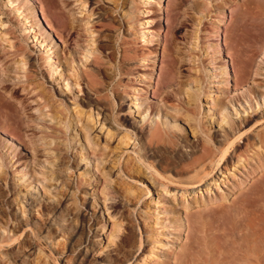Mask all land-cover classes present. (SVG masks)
I'll list each match as a JSON object with an SVG mask.
<instances>
[{
  "label": "rangeland",
  "instance_id": "rangeland-1",
  "mask_svg": "<svg viewBox=\"0 0 264 264\" xmlns=\"http://www.w3.org/2000/svg\"><path fill=\"white\" fill-rule=\"evenodd\" d=\"M117 2L0 0V264H125L132 256L127 264H157L171 258L185 240L181 202L189 210L209 198L225 203L245 176L238 165L232 167L230 156L216 166L228 146L223 131L232 122L240 126L242 136L229 137L240 154L247 149L245 136L253 142L264 134V0ZM59 9L65 22L55 14ZM239 29L255 55L245 85L235 90L229 67L224 75L215 74L225 62L233 70L228 46ZM122 46L128 48L126 61L114 67L108 56L118 63ZM163 64L169 75L156 86ZM36 95L40 106L49 105L43 113L55 119L30 105ZM6 114L19 119L16 132L25 147L2 131ZM148 132L158 138L145 146ZM43 135L54 140L52 146ZM188 144L198 151L195 156L207 146L215 165L201 185L183 192L177 178L197 175L176 174L177 152ZM141 149L161 177L139 160ZM52 156L56 161H45ZM167 164L170 171L161 172ZM24 173L21 180L14 177ZM45 175L50 182L36 183ZM210 210L194 217L206 232L202 249L244 251L237 217ZM172 215L182 220L179 232L169 223ZM113 224L119 232L110 238Z\"/></svg>",
  "mask_w": 264,
  "mask_h": 264
},
{
  "label": "bare ground",
  "instance_id": "bare-ground-1",
  "mask_svg": "<svg viewBox=\"0 0 264 264\" xmlns=\"http://www.w3.org/2000/svg\"><path fill=\"white\" fill-rule=\"evenodd\" d=\"M119 1L120 0H118L117 3H119ZM80 6H82V8H83V5L80 4ZM117 8H119L118 7V4H117ZM55 14H56V16L59 19H61L63 22H65V20H64L65 17H64V14H63L62 10H60V9L57 10ZM70 26H72V25H70ZM240 31H241V29L238 30V35L236 34L237 36H235V38H233V40H232L233 43L228 46L229 49H230L229 52H228L229 53L228 54V57L229 58L230 57L232 58V68H233V70L230 68L229 64L225 62V64H223V66L221 67L220 72L218 74H215L216 76H218L220 74L222 76V74L224 75V73L227 72V67H229V70L230 71L228 70L227 75L229 74V72L231 73V75H232L231 77H232V81H233V89H235V90H238L243 85H245V79H248V76H246L247 75V71H248V63L250 61V58H252L253 55H255V54H253L251 52L252 50H248V48L246 47L249 44H246V42H244V39L243 38L241 39V34H242L243 31H241V33H240ZM194 41H196V40H194ZM230 41H231V38H230ZM193 44H195V43H193ZM122 45L125 46V45H127V43L126 42H123ZM101 49H103V48H101ZM219 52H220V49H219ZM16 53H17L18 56H21V55L22 56H25V54H24L25 52L24 51H18L17 50ZM254 53H256V52H254ZM225 54H227V53H225ZM127 55H128V48L126 46V47H123L122 48V56H121V59L119 60L118 63H116L117 61L115 62V57L113 55L108 56V58H109V61H111V64L112 65L114 64V67L120 68V66H122L124 64V62L126 61ZM25 57L28 60L29 57H27V56H25ZM18 64H21L20 66H23L25 63H23V62L20 61V62H18ZM168 75H169L168 74V65L167 64H163L160 67L159 72H158V76H157V80H156V86H159L161 83H163L168 78ZM26 78L28 80L27 83H29V86L30 85H33L32 83L35 80L33 78H31L30 74H27L26 75ZM221 79H222V77H221ZM193 81L194 80H192V82ZM194 83L197 84L198 81H196ZM29 86H27V87H29ZM92 86L95 87L96 85H92ZM36 89H38V87ZM31 91H29L28 94H31ZM35 91L36 90L34 89L33 92H35ZM39 93H40V91H39ZM188 93H186L185 96L187 95L190 98V96L188 95ZM41 96H42V94H41ZM36 97H37V95L35 97H33L34 99H32V101L30 102V105L31 106L34 104V106H35L34 107V110L39 111L40 116L42 115V117H44V118L45 117L47 118V116H50L51 117V120L52 119H55V117L53 115H47L46 112L43 113V110L45 108L49 107V105H46V103H45L43 106H40L39 101L37 100ZM47 97H49V96H47ZM191 97H192V95H191ZM263 97H264V95H263ZM39 99H40V97H39ZM188 103H189V101H187V104ZM25 108H26V105L24 106V110L27 112L29 109L27 108L28 110H26ZM223 109L224 108H222L220 110V112H222ZM145 112H146V110L143 108L142 113H145ZM9 114H10V112H9ZM158 115H159V112H158ZM30 116H31V114H30ZM32 116H33V114H32ZM96 116H99L98 113H97ZM89 117H91V116H89ZM28 118H30V117H28ZM35 118L37 119L38 117H35ZM18 121H19V119L16 120V121L15 120L11 121L10 120V115H7L6 114V116L3 119L2 131L11 140H14L18 144L24 146V145H26V142H24V139L21 137L22 134L19 135L16 132V127H17L16 126V123H18ZM224 121H225V117H222L220 123H223ZM28 126L30 127V125H27V128H29ZM53 129H55V128H53ZM157 130H160V129H157ZM29 131L30 130H28V132ZM49 132H51V131H49ZM53 132L54 131L52 130V133ZM156 132L159 134V131H156ZM223 132H224L223 133L224 141H226V143H227L228 146H227V148H223L220 151V154L221 155H220V158L217 160L216 166L218 167L223 160L227 159V156H230L229 158H231L232 167H234V169H235L236 168L235 165L236 166L238 165L244 171L245 176H243V180H240L237 185L233 186V188H235L236 191L232 194L231 198L228 201H226L225 203H219L217 201L215 202L213 198L212 199L209 198L208 201H205L206 203L204 201H201L200 202V205H199V208H197V209H194V208L192 209L191 208L189 210V204H184L183 202H181L182 203L181 204V207H183L185 209V213H184L185 223L184 224L182 223V220L180 219V216H178V217L176 216L177 218L175 216H173L174 215L173 214L174 212L172 213L173 214L172 215V219L169 220V223L171 225H173V227L176 230V232H179L181 230V228L183 226H185V238H184L185 240L179 246L178 251L173 252L171 258L165 257L164 260H161V262H159L157 264H264V134L263 135H258L253 140V142L251 140H249V138H246L247 136H245L244 137V146L247 149L244 150V153H242L244 155H242V154H240V153L237 152L238 151L237 150V148H238L237 146L236 147H232V144L233 143L232 144H229V141L232 139V138L229 139V137L231 135H238V134L241 133L240 126H239V128H235L234 122L229 123V129L228 130L225 129ZM35 133H36V131H35ZM155 133L154 132L149 133V137L146 138V140H145V146L146 145H150V143H153V141L156 138H158V135L155 136ZM161 134H159V135H161ZM47 135H49V134H47ZM35 136H36V134H35ZM44 136L45 135H43V137ZM50 136L51 135H49V137ZM240 136H242V133L240 134ZM55 137H57V136H55ZM31 139L32 138H30V140ZM44 139L47 140L48 138L45 136ZM49 139L52 140V141H50V140H47L48 142L45 141L46 142L45 144L48 147L52 146L51 144L54 141L51 138H49ZM236 139H239V141H240L241 137L239 138V136H238V138L236 137ZM159 141H158V143H159ZM33 142L34 141H32V145H33ZM34 146H36V144H34ZM38 146L39 145H37L36 147H38ZM40 146H41V144H40ZM55 146L52 147L53 149H50V148L47 149V150L45 149L46 152L48 154H51V151L53 152ZM141 146L144 147V144L141 143ZM36 147H34L33 149L34 150L38 149ZM183 147L185 148V150H179L177 152L178 153V159H179L178 161L181 163V170L178 171V173H176V174H180V176H182L184 173H187V172H189V173H192L193 172V173L197 174L195 177L189 178V179H187V178L185 179V178H181V177L177 178L178 179L177 182L179 183V185L185 186V188H183L184 189L183 192H187V190H188L189 187H192V186L197 185V184H200L201 185V183L203 181H205V177L208 174V173H206V171H209V170L211 171L212 168H213V165H215V164L213 163L214 160L212 161L211 160V157L209 155V152H208V149L209 148L208 149L204 148V147H207V146H204V147L202 146V148L200 149L199 156L198 155L195 156L194 152H198V151H195L194 147L189 146V144H188V146H183ZM91 149H94V148H91ZM141 151H142L143 155H140V156L138 155V156H139V160L142 161V164L143 163L147 164L148 168L153 169V171L155 172V174L157 176H160L161 177V175L158 172V170H156L155 168H153L151 166L150 162L148 160H146V158H147L146 152L143 149H141ZM37 152L40 153V151H37ZM42 152H44V151H42ZM230 152H231V154L228 155ZM39 153H37V154H39ZM65 153H64V155H65ZM140 153H137V154H140ZM58 157H59V155H58ZM58 157H55L54 156L51 159L49 157V159L47 158L45 161L46 162H49V163L51 161V163H52L53 161H56L55 159H57ZM99 157H97V159H96L97 163L99 162V160L100 161L102 160V158H101L102 156H99ZM60 162H61V160H60ZM166 166H167L166 168H161L160 167L161 172H167V169L170 167V165L167 164ZM66 168H68V167H66ZM246 168H247V170H245ZM218 169H219V167H218ZM69 171H70V169H69ZM169 171H170V168H169ZM225 171L226 172H229L228 169L225 170ZM3 172L0 173V174H3ZM24 175H26V173L20 174V176H14V177H18L21 180L22 179V176H24ZM231 176H234L233 172H231ZM247 179H248V181H247ZM35 180H36V178H35ZM45 180H47V181L50 182L51 181V177L49 178L48 175L47 176L45 175V176L42 177V180L41 179L40 180L37 179L36 180V183H38V182L42 183V181H45ZM214 183H216V182H214ZM165 186L168 188V185H165ZM205 189L208 190V188H205ZM164 190H167V189L164 188ZM167 192L168 191H166V193ZM55 197H56V195H55ZM221 199H223V198H221ZM194 204L197 205L198 202L195 201ZM201 204H203V206ZM210 208H214L213 211L210 210L209 212L210 213H214L215 215L223 216L225 214H231V215H235L237 217L238 223L240 224V227H238V228L241 229L240 232H244V235H242V239L244 240V251H209V250L208 251H204L202 249L204 246L206 247V242H205V238H206V236H205L206 234L205 233L206 232L204 230L203 223H200L198 220L196 221L194 219V217H195V215H199V213L201 211L206 210V209H210ZM187 209H188V211L186 212ZM157 224L159 226H162V223L161 222H158ZM182 224H183V226H182ZM118 226H119V224L117 225V227H116L115 224L112 225V229H111V232L109 234V237L110 238H113L112 236H113L114 233L119 232V227ZM156 238H158V237H155V239L151 242V244H153V245L150 244L151 245V247L149 249V256H151L150 258H152V256L155 255V251H154L155 249L154 248H155V244H157V242H158ZM122 241H123V238L120 239L119 242H117L115 244V248L113 250L115 252V254H119L120 253V250L123 247V242ZM111 244H112V242H111ZM0 247H3V246L1 245ZM140 248H141V242H139V244H138V246L136 248V251H139ZM205 250H206V248H205ZM132 259H133V256L130 259H128L125 264H127L128 262H130ZM145 260H146V258H145ZM145 260L143 259L142 262H144ZM3 264H5V263H3Z\"/></svg>",
  "mask_w": 264,
  "mask_h": 264
}]
</instances>
